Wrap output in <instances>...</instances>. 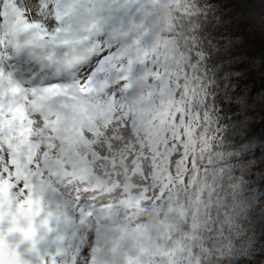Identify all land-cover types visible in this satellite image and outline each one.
Returning <instances> with one entry per match:
<instances>
[{"label":"clouds","instance_id":"clouds-1","mask_svg":"<svg viewBox=\"0 0 264 264\" xmlns=\"http://www.w3.org/2000/svg\"><path fill=\"white\" fill-rule=\"evenodd\" d=\"M17 4L0 264H264V0Z\"/></svg>","mask_w":264,"mask_h":264},{"label":"snow or ice","instance_id":"snow-or-ice-1","mask_svg":"<svg viewBox=\"0 0 264 264\" xmlns=\"http://www.w3.org/2000/svg\"><path fill=\"white\" fill-rule=\"evenodd\" d=\"M12 6L14 18L9 19L10 10L8 6ZM23 21V13L20 7L17 4V0H0V22L2 24H7L13 31H15L18 27L26 28L28 24L22 23ZM0 24V26H2ZM206 118V117H202Z\"/></svg>","mask_w":264,"mask_h":264}]
</instances>
